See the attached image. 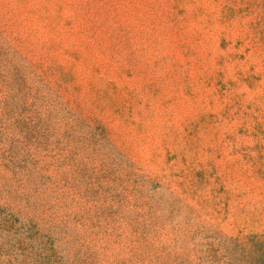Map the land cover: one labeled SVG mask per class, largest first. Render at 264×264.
Listing matches in <instances>:
<instances>
[{"label":"rangeland","instance_id":"obj_1","mask_svg":"<svg viewBox=\"0 0 264 264\" xmlns=\"http://www.w3.org/2000/svg\"><path fill=\"white\" fill-rule=\"evenodd\" d=\"M0 264H264V0H0Z\"/></svg>","mask_w":264,"mask_h":264}]
</instances>
